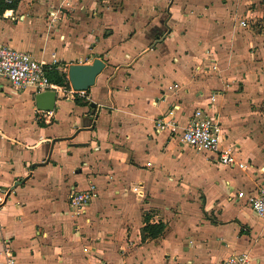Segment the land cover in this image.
<instances>
[{
    "label": "crops",
    "instance_id": "crops-1",
    "mask_svg": "<svg viewBox=\"0 0 264 264\" xmlns=\"http://www.w3.org/2000/svg\"><path fill=\"white\" fill-rule=\"evenodd\" d=\"M203 1L19 0L0 13V43L36 61L66 74L104 63L88 90L62 87L39 122L2 134L0 264H222L239 253L264 264V220L236 197L264 181V0H228L221 12ZM9 90L8 102L34 106L31 90ZM211 96L247 171L179 141ZM157 119L174 132L156 131ZM90 185L97 197L75 218L68 196ZM146 212L165 228L142 242Z\"/></svg>",
    "mask_w": 264,
    "mask_h": 264
},
{
    "label": "built area",
    "instance_id": "built-area-1",
    "mask_svg": "<svg viewBox=\"0 0 264 264\" xmlns=\"http://www.w3.org/2000/svg\"><path fill=\"white\" fill-rule=\"evenodd\" d=\"M7 2L9 3L8 0ZM239 25L245 27L246 22L241 20ZM51 66V64L34 60L26 52L0 43V93L7 87L14 92L31 90L34 95L50 90L55 91L57 96L62 87L50 83L46 76V70ZM177 87V84H173L167 89L171 91ZM70 92L73 95L82 93L74 91L72 88ZM214 101V96H211L206 108L197 107L193 110L180 133L179 141L196 152L212 155L214 162L218 165L238 171H247L251 168V164L237 158V148L225 143L226 138L218 116L209 112V106ZM155 129L156 131L170 130L174 132V128L170 127L163 119H157ZM259 171L264 172V167H261ZM7 197V190L0 189V209ZM96 197L97 189L94 185L70 193L68 208L71 215L75 218L82 217L90 202ZM236 197L244 199L246 205L256 216L264 220V181L251 190L236 192ZM248 262L249 257L246 253L232 254L222 260V264H248ZM11 263L10 259L8 264Z\"/></svg>",
    "mask_w": 264,
    "mask_h": 264
},
{
    "label": "rangeland",
    "instance_id": "rangeland-1",
    "mask_svg": "<svg viewBox=\"0 0 264 264\" xmlns=\"http://www.w3.org/2000/svg\"><path fill=\"white\" fill-rule=\"evenodd\" d=\"M123 1H125V0H109V2L106 3V5H107V7L110 6V7L116 8V9H122L123 5H124ZM216 2H218L220 9H218V7H215L212 3H210L209 0H204L202 2L203 6H204L203 8L211 9L213 7V10H215V11L218 10L219 12H221L222 11L221 7L226 6L227 5L226 3L228 2V0H217ZM128 3L129 2H127L126 5H128ZM238 25H239V23H238ZM203 26H209V25H203ZM231 26L234 27V20L232 21ZM254 26L258 27V25H254ZM223 28L225 29V27H223ZM206 43H207V45H209L211 47V42L208 41ZM223 49L225 50V47ZM251 60H252V62H255L254 59H251ZM260 69H262V72L259 73L256 70V73H255L256 75H258V73L264 75L263 67L260 66ZM21 92H18V94ZM16 94H17V92H16ZM59 95L60 94L58 92L57 96H59ZM11 96H13V95L11 94V91L9 89L5 90L4 93H2V92L0 93V140H1V142H3L4 139H6V137H3L2 134L7 133L8 129H12L13 131L14 130L15 131L16 130L21 131L22 127L25 126L26 123L29 122L28 120H31V122H33V121L39 122V120H40L39 116H38L39 114L36 113L35 104H34V106H31L29 109H26V106L22 105V103H19L17 100H15V101L13 100V101L8 102L9 99L13 98ZM17 96L19 98L24 99L28 96V93H26V91H24ZM33 100H34V97H33ZM251 106H253V105H251ZM253 108H255V107L253 106ZM262 108H264V106L261 105L260 109H262ZM24 119H27V120H24ZM26 127H29V125ZM260 128L264 129V127H260ZM14 138H15V140L20 139V137H18V136H14ZM197 153H199V152H197Z\"/></svg>",
    "mask_w": 264,
    "mask_h": 264
},
{
    "label": "water",
    "instance_id": "water-1",
    "mask_svg": "<svg viewBox=\"0 0 264 264\" xmlns=\"http://www.w3.org/2000/svg\"><path fill=\"white\" fill-rule=\"evenodd\" d=\"M103 68L104 63L97 58L88 65L71 64L67 69L70 87L74 91L85 92L94 85L95 78ZM55 100V91L39 92L34 95L35 109L40 112H51L54 109Z\"/></svg>",
    "mask_w": 264,
    "mask_h": 264
},
{
    "label": "trees",
    "instance_id": "trees-1",
    "mask_svg": "<svg viewBox=\"0 0 264 264\" xmlns=\"http://www.w3.org/2000/svg\"><path fill=\"white\" fill-rule=\"evenodd\" d=\"M0 0V13L5 9H12L19 0ZM48 81L56 86L70 88L67 74L58 70L56 65H52L46 70ZM40 124V123H38ZM143 226L140 228L141 241L158 238L164 232L165 225L162 222L151 223L149 221V213L142 216Z\"/></svg>",
    "mask_w": 264,
    "mask_h": 264
}]
</instances>
